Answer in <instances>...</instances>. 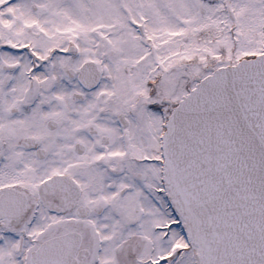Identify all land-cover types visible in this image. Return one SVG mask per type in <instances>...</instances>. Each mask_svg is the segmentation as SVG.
Instances as JSON below:
<instances>
[{
    "label": "snow or ice",
    "instance_id": "6c2138e0",
    "mask_svg": "<svg viewBox=\"0 0 264 264\" xmlns=\"http://www.w3.org/2000/svg\"><path fill=\"white\" fill-rule=\"evenodd\" d=\"M0 264H264V0H0Z\"/></svg>",
    "mask_w": 264,
    "mask_h": 264
}]
</instances>
